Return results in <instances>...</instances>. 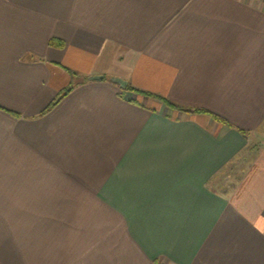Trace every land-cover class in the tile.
<instances>
[{
	"label": "crops",
	"instance_id": "1",
	"mask_svg": "<svg viewBox=\"0 0 264 264\" xmlns=\"http://www.w3.org/2000/svg\"><path fill=\"white\" fill-rule=\"evenodd\" d=\"M0 264H264V0H0Z\"/></svg>",
	"mask_w": 264,
	"mask_h": 264
},
{
	"label": "water",
	"instance_id": "2",
	"mask_svg": "<svg viewBox=\"0 0 264 264\" xmlns=\"http://www.w3.org/2000/svg\"><path fill=\"white\" fill-rule=\"evenodd\" d=\"M89 80H101L102 76H90ZM110 82L117 84L122 90L126 88V82L120 78L111 77L109 78Z\"/></svg>",
	"mask_w": 264,
	"mask_h": 264
},
{
	"label": "trees",
	"instance_id": "3",
	"mask_svg": "<svg viewBox=\"0 0 264 264\" xmlns=\"http://www.w3.org/2000/svg\"><path fill=\"white\" fill-rule=\"evenodd\" d=\"M128 86L125 88V90H128ZM146 95H149V94H146ZM184 112H189V110H183ZM200 110H193V112H199ZM203 113H206L205 111H201ZM214 119L218 120V121H221V122H224V120H222L221 118L217 117V116H212Z\"/></svg>",
	"mask_w": 264,
	"mask_h": 264
}]
</instances>
